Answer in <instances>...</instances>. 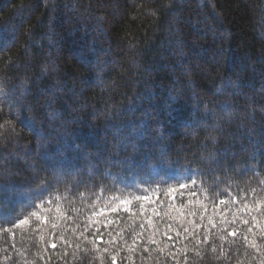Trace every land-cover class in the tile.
Wrapping results in <instances>:
<instances>
[{"label":"trees","instance_id":"obj_1","mask_svg":"<svg viewBox=\"0 0 264 264\" xmlns=\"http://www.w3.org/2000/svg\"><path fill=\"white\" fill-rule=\"evenodd\" d=\"M161 163L197 179L175 200L184 204L179 215L150 171ZM109 168L122 183L101 198V184L114 183L103 176ZM76 173L93 176L83 196L65 193ZM53 177L60 198L27 208L29 199L38 203V182ZM262 179L264 0H0V229L32 211L49 221L37 230L31 217L30 227L0 231V264H112L102 251L115 252L108 233L129 225L139 232L140 222L145 238L156 230L164 243L150 247L163 252H144L139 239L140 250L121 251L116 264H175L164 245L173 253L186 245L180 264H257L240 238L247 225H234L230 245L208 221L250 219L237 211L241 189L254 201L264 196ZM130 183L149 189L146 214L135 201L131 212H100L108 197L132 193L123 189ZM105 219L93 248L79 233ZM196 224L201 239L207 227V242L184 240L181 225ZM93 231L85 235L93 239ZM125 239L131 243L130 232Z\"/></svg>","mask_w":264,"mask_h":264},{"label":"snow or ice","instance_id":"obj_2","mask_svg":"<svg viewBox=\"0 0 264 264\" xmlns=\"http://www.w3.org/2000/svg\"><path fill=\"white\" fill-rule=\"evenodd\" d=\"M142 135V133H141ZM213 143H215V140H213ZM143 167V165L141 166ZM150 171L153 174V176L157 177V184H164L167 185V192L165 193V197L168 201V206H171L174 208V210L177 212V214H180V209L184 208V204L181 203L180 205H175V200L179 197L183 199L185 190H189V183L191 185H195L197 183V179L193 178L192 176H180L178 169H167L165 170L163 168V164H157L155 166L150 167ZM172 171L174 173H177V175L168 176L167 172ZM186 172L189 171L188 169L185 170ZM214 170H210L209 175H211V172ZM245 171H252L251 169H246ZM68 175H73V173L69 172ZM103 176L105 178L112 179L114 183L110 185L101 184V198H103V191L105 190H111L113 188H116V185L119 183H122L118 180L117 176H115L111 169H106L103 173ZM218 178L212 177V184L209 185L211 188L213 185L216 184V180ZM55 181V177H53V180H43L39 181L38 185L35 189L32 191L35 193V197L38 200L37 202H34L32 199H29L26 203L27 208H40L43 204L47 203L49 205L52 204L53 200H57L62 195L60 193L59 188L57 187ZM93 181V176L91 173H89L87 180L83 176H81L79 173L75 174L74 182L71 184L65 185V193L71 192V191H78L80 196L84 195V192L79 191L81 187L85 189H89L91 186V183ZM170 181H175L174 186ZM147 183V182H145ZM261 184H264V179L260 181ZM132 188L134 191L130 194H126L124 198H120V196L113 195L108 197V200L110 201V205L107 207L101 208L100 212H108V213H119L121 211L123 212H131L134 207V201L139 204L140 212L146 214L145 212V204L144 202L147 201L149 204L154 203V201L151 200L149 189L141 190L138 184L130 183V184H123V189H129ZM118 191L120 189H117ZM152 193L158 192V188L151 189ZM252 194H255L256 189H250L249 190ZM139 192L140 194L137 195L136 193ZM225 192H228L227 189H225ZM248 192H245L243 189H241L240 193V199L243 200V204L241 207L238 208V212L240 213H246L250 216V219H244L241 217H238L235 213L232 216V219L229 220L226 216H221L220 220L218 222L213 221L212 219H209L208 224L212 228H219L220 229V239L221 241H226L228 244H233L234 240H228V237H236L237 236V228L234 226L236 223H240L243 225H247L246 231H241L240 238L244 240L245 247H250L253 252L254 256L252 257L257 261V264H264V243H258V240L264 241V223H261V219H264V196H261L257 198L254 201L248 202L244 198L248 195ZM190 195L195 196V192H190ZM228 195L231 197L233 202H236V196L232 193L228 192ZM157 200H159V196H157ZM226 203L225 200L221 199L219 200L220 205H224ZM255 212V215H252L251 213ZM188 215H195L194 212H191L190 210L187 213ZM93 216L97 215V213L94 211L92 213ZM167 215V213H165ZM31 217H35L36 223H37V230H39V226L41 224L48 223L47 216H41L36 211L28 212L26 215H24L22 218H14V223H12V228H20L22 226H31ZM0 219H3L0 217ZM100 223H103L104 229L107 230V226L111 221H107L106 219L103 222L98 221H92L91 224H86L84 226V229L82 232L79 233L80 236H83L85 240H87L88 243L93 245V248H96L97 242L100 241L104 235V232L100 230ZM135 221H133V224ZM233 225L231 230L229 231V226ZM149 226H151V221L149 220ZM53 229L56 228V225H52ZM89 227H93V239H89L85 233L88 232ZM171 227V225H169ZM183 228V238L185 241L189 239V236H191V239L195 241L197 244L207 242L209 239L208 236V230L207 227L205 228V232L203 235V239L200 238V234L196 231V229H199L201 227L200 224L194 225V227L190 230L189 227L181 225ZM12 228L7 229H0V231H11ZM140 231L137 232L135 228L132 225H129L128 230L120 229L115 235H113L111 232L108 233L109 240L107 241V244L110 245L112 248L115 249V252H110L108 247H105L102 249L103 252L108 253L110 255L112 264H116L117 255L123 250H127L128 253L134 254L135 252L139 251L140 249L137 247L138 240L143 239L144 240V246L143 251L144 252H150L152 250H156L159 252H163L164 247H159L157 249H152L150 246L157 245L158 243L163 245V241H157L156 239V230L152 232L151 235H148L146 238L144 236L145 233V223L140 222L139 224ZM256 229V231H254ZM130 232L131 233V243L128 242L127 239H125V235ZM248 233H251L254 237L253 239L249 240ZM226 234V235H225ZM165 236H167L168 241H172L173 237L168 235L167 232L164 233ZM181 233L177 231L176 236L179 238ZM61 236H63V233H61ZM41 239L43 237L41 236ZM169 247V256L173 258L175 261V264H180L179 260L176 259L177 255H185L186 252L185 248L177 249L175 253L171 251V246L164 245ZM52 248H55L56 245L52 244ZM77 248L80 247L79 244L76 245ZM215 251V249H213ZM223 251V248H222ZM238 251V249H237ZM66 254V253H65ZM227 254V253H225ZM234 254V253H233ZM133 257L132 255H129L126 257V259L131 260ZM235 264H245L244 260L237 259ZM249 264L251 262L249 261Z\"/></svg>","mask_w":264,"mask_h":264}]
</instances>
